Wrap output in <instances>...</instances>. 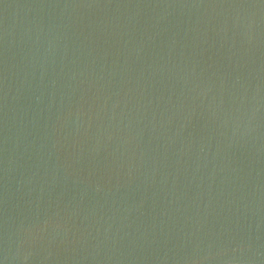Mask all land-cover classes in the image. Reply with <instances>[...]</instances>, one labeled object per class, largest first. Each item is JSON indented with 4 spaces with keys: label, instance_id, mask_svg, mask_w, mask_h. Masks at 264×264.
Returning a JSON list of instances; mask_svg holds the SVG:
<instances>
[{
    "label": "water",
    "instance_id": "obj_1",
    "mask_svg": "<svg viewBox=\"0 0 264 264\" xmlns=\"http://www.w3.org/2000/svg\"><path fill=\"white\" fill-rule=\"evenodd\" d=\"M0 264H264V0H0Z\"/></svg>",
    "mask_w": 264,
    "mask_h": 264
}]
</instances>
